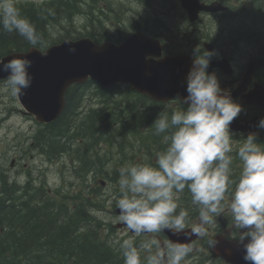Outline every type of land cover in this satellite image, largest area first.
<instances>
[{"label":"clouds","instance_id":"1","mask_svg":"<svg viewBox=\"0 0 264 264\" xmlns=\"http://www.w3.org/2000/svg\"><path fill=\"white\" fill-rule=\"evenodd\" d=\"M0 30L18 34L33 47L42 43L35 27L22 18L15 0H0ZM193 55L186 77L187 95L180 101L187 107L170 116L160 114L152 124L155 135L169 133L164 135L166 149L157 154L155 166L136 163L119 170L118 219L133 236L167 229L185 237H203L206 226L216 223L214 218L223 212L225 194L234 185L227 208L233 227L238 230L243 260L264 264V148L256 143V134H248L236 153L242 165L239 177L232 178L229 125L242 108L229 92L220 88L215 73L207 71L215 53H200L196 48ZM31 65L32 61L26 58L0 60V72L6 74L5 90L22 96L32 84L28 71ZM257 126L264 129V118ZM185 189L198 208V222L191 232L184 231L189 213L184 209L177 211L179 195ZM242 229L246 231L239 232ZM115 243L124 264H142L141 251L146 253V264H181L193 251L190 245L171 240L166 246L157 239L147 240L139 247L131 238ZM209 243L214 246L217 241Z\"/></svg>","mask_w":264,"mask_h":264},{"label":"trees","instance_id":"2","mask_svg":"<svg viewBox=\"0 0 264 264\" xmlns=\"http://www.w3.org/2000/svg\"><path fill=\"white\" fill-rule=\"evenodd\" d=\"M21 11L22 18L29 20L41 37L42 43L36 47L45 49L63 38H71L62 23L67 19L70 21L65 23H73L72 15L82 12V9L77 0H52L38 7L26 6ZM119 20L122 22V18ZM144 22L145 26L154 23V27L159 29L158 19L146 17ZM165 27L166 32L173 36H186L180 34L171 21ZM149 29L153 30V27ZM88 36L98 39L92 34ZM261 44L264 45V41L252 39L251 46ZM31 46L18 34L0 30V57L12 51L25 52ZM86 86L70 88L63 113L54 123L40 129L33 141L36 148H40L39 151L48 158H57L62 153L70 157L74 155L75 160L80 162L74 172L81 178L89 169L97 168L96 144L102 137H106V142L110 144L114 140L115 146L119 142H128L129 148L144 142L130 133L132 127L129 126L128 132L110 131L108 135L102 136L100 133L98 136L97 125L102 121L99 110H93L92 114L82 119L78 116L77 120L75 114L81 106ZM114 90H99V95L104 98L102 105L106 108L112 106L116 111L123 110L127 102L130 104V99L122 95L123 100H117L119 92ZM124 144L119 145V149ZM15 191L14 185L7 189L5 178L0 174V264H124L122 252L109 247L95 227L89 224L95 205L88 204L80 207L77 212L67 213L65 205L53 206L45 200L46 197L37 201L26 202L25 199L19 202L13 197Z\"/></svg>","mask_w":264,"mask_h":264},{"label":"water","instance_id":"3","mask_svg":"<svg viewBox=\"0 0 264 264\" xmlns=\"http://www.w3.org/2000/svg\"><path fill=\"white\" fill-rule=\"evenodd\" d=\"M182 5L188 11L190 21L197 19L199 11L223 9L219 4L208 7L196 0H183ZM204 46L209 52L211 45ZM161 50L158 40L149 39L137 31L119 46L111 42L96 45L87 38L66 40L44 53L30 48L26 53L16 52L1 60L7 62L14 58H26L32 61L28 70L33 78L32 84L18 98L21 105L37 121L49 123L62 113L65 106L64 95L68 87L87 80L105 88L118 82L129 83L137 91L156 101L176 98L183 100L187 95L186 77L193 59L179 54L160 58ZM262 64L263 62H254L248 66L246 82L250 81L253 69ZM4 78L6 74L0 72V80ZM260 93L264 92H251L247 96L248 103L262 105L264 98ZM243 255L244 253L239 254L237 260L232 261L233 264H250L243 260Z\"/></svg>","mask_w":264,"mask_h":264},{"label":"flooded vegetation","instance_id":"4","mask_svg":"<svg viewBox=\"0 0 264 264\" xmlns=\"http://www.w3.org/2000/svg\"><path fill=\"white\" fill-rule=\"evenodd\" d=\"M200 53L203 52L200 51ZM223 59H226L230 65L228 66L230 69L229 73L213 66L210 67V65L207 71L209 73H215L221 89L229 92L231 99L242 108L240 114L229 125L233 149L230 153L233 156L231 166L232 178L238 179L242 165L236 153L244 139L247 138V135L250 133L256 134V143L264 148V129H260L257 126L259 120L264 118V105L249 104L245 98L256 86H261L264 89V65L254 68L251 81L246 82L243 80L247 65L253 60H264V55L257 54L253 56V59L246 57L240 62L238 53L233 54L232 52L228 53L220 50L215 52L210 63ZM121 86L123 87L120 89L118 85L114 91L116 92L120 89L119 94L124 97L131 96L130 112L126 115L123 114L122 109L116 111L117 119L114 121L115 132H124L125 130L128 132V126H132L130 133H133L144 141L141 144H145V153L137 151L133 147L136 152L132 153L131 156L133 159L131 161L137 160L141 162L146 159V164L155 166L157 154L164 151L167 147L164 135L169 133H164L159 136L155 135L152 124L158 115L168 114L170 116L173 111L183 110L187 105H182L180 101L176 100L166 103L155 102L135 90L130 93V91L126 90L129 87L127 85ZM103 100L104 98L101 103H103ZM137 132H140V135ZM233 190L234 185L229 190V193ZM229 193L225 194V200L222 202L224 205L223 212L214 218L216 223L206 226L207 234L203 237L195 236L194 234L191 236L196 237L195 241L190 244L193 251L187 256L190 257L189 262L191 264H233L232 261L234 259L236 260L235 256L241 254L240 250L243 251L242 245L237 242L238 230L233 227L232 219L227 208L230 200ZM178 204L179 208L177 211L184 209L189 213L187 226L184 231L191 232L192 226L198 222V208L192 203L191 195L187 189L179 195ZM242 231H246V229L239 230V232ZM170 234H173V232L165 229L160 233H149L141 236H133L132 234V238L136 242L137 247L150 239H157L162 245L166 246L168 241L171 240ZM211 240H215L217 243L211 246L209 243ZM144 254L145 252L141 251V261Z\"/></svg>","mask_w":264,"mask_h":264},{"label":"rangeland","instance_id":"5","mask_svg":"<svg viewBox=\"0 0 264 264\" xmlns=\"http://www.w3.org/2000/svg\"><path fill=\"white\" fill-rule=\"evenodd\" d=\"M25 1H29V0H23V1L15 0V4H19L20 2L24 3ZM33 1H37L38 3H40L41 0L40 1L33 0ZM112 2L114 3V5H110V7L114 6L112 7L114 9L113 13H110L108 9L106 10L109 19H107V21L103 23L104 27H102L101 32L102 34H107L108 36H110L111 39H115L118 35V31H121L123 29L125 35L130 34V32L132 31L131 29L132 25L141 19L140 15L142 13L143 8L142 5L139 4L137 0H112ZM106 5L108 6L107 2ZM107 6L104 5V7ZM153 6L156 8H160L161 7L160 1L159 0L153 1ZM263 6H264V0L256 1L255 2L256 12L252 15V17L260 18L264 22ZM175 9H176L175 21L177 23V27L178 26L180 27L178 31L182 30L183 32L190 33L191 30L196 28L198 33H200L199 34L200 38H203L204 35H208L213 38L217 36V35H213L217 33V28H218L217 26H220L221 28L225 27L221 22H217L218 21L217 19H211V17H204V16L202 17L204 22L203 21L202 22L205 24H203L202 22H200L199 24L198 23L190 24L189 22H187L184 16L185 13L180 9L178 2L176 4ZM74 15L75 14H73L72 17ZM78 15H76V17ZM84 17L85 15L83 14V17L82 16L77 17V20L75 19L73 23H65L70 21V20L68 21V19L67 21H64L62 23V26L65 28L66 32L68 33L69 31L71 38L87 36L86 32L89 30V28L88 27L86 28V24L84 23V21L90 22L92 25L94 22L97 23V20L89 19L91 17L90 15H88V18H84ZM146 17L150 18L151 20L154 19L157 20V15L155 13L148 12L146 13ZM120 18H122V22L119 20ZM246 18H248V15L244 14L242 19L245 20ZM81 20H84L83 24ZM118 20L120 23L119 25L117 24ZM243 20L239 25V29L242 28V30L236 31L235 33L236 34L245 33L247 36H249V33L246 32V29H244ZM234 22L237 23V18L235 19ZM71 24L74 26H72ZM142 24L144 25L145 22L143 21ZM120 27H123V29L122 28L120 29ZM259 28L260 29H258L257 31L259 35H256L255 36L256 38L254 39L257 40L259 39L264 41V32L261 30L264 28V25H260ZM61 33L64 32L61 31ZM195 40H197V38H195ZM222 40L223 39L219 37V42H221ZM194 45H196V43ZM255 49L256 46L251 47L249 49L250 51L249 53H254ZM263 51L264 49L261 50L262 53ZM247 53L240 51L239 54L240 62L244 59L243 56L246 55ZM89 89L93 91V93L95 92V88H89ZM12 97L13 95H11L10 91L5 90V84L0 85V171L1 169L7 170L12 157L18 156L20 153H22L23 150L30 151L28 149V146L31 142V137L38 128L36 123L33 122L31 119L29 120V118L25 116H20L17 112H15L13 108L14 100L12 99ZM92 100L95 101L94 104L98 102L95 99V97H92L91 101ZM87 103L89 104L90 101L87 100ZM10 113H12V115H9ZM99 113L101 114L100 119L103 120L106 116L104 113V109L101 108ZM128 140L130 142V138H128L127 141ZM119 143H120L119 145L124 144L121 142ZM119 145L116 146V149L110 155H106L102 157L96 156V160L98 161L97 170L100 171L104 177L109 178L111 180L113 179L115 173L114 167L117 164V162L115 163V161H117L118 159L119 161L118 163L128 165L129 161L132 158L131 156L132 148H129L128 142H126L124 146L120 149H119ZM32 154L33 153L30 151L27 154L26 158L23 160V162L16 167L17 174L19 175L17 176L19 180L18 183L20 185H23L24 187L27 186V184L24 183H26L27 180H29L28 172H30L34 179L36 178V176L39 177V183L42 182L45 188L49 191V194L52 193L53 197L60 198L55 193V189L57 190L64 188L69 192L73 191L74 187L69 185L70 183L69 181H73L71 168L69 164H65L62 158H59L56 159L57 162H54L50 165L42 157L36 156L35 154H33L34 156H31ZM24 164L28 165V169L25 170L23 168ZM63 164L66 165V169H64ZM36 183L37 181L35 180L34 184ZM28 184L30 186L32 185V183H28ZM90 185L93 186L95 184H93L90 180ZM115 192L119 193V191H115ZM97 209L98 207L96 206V208H94L92 215L97 211ZM98 213L101 214L99 215L102 218L100 223H102L103 225L109 226L112 220L113 221L116 220L115 216L109 211L102 210L101 212ZM107 235H109V237H112L111 231H109ZM113 238H117V236L114 235ZM115 241L118 240L116 239ZM114 250L121 252L120 248ZM184 261L185 260H183L181 264Z\"/></svg>","mask_w":264,"mask_h":264},{"label":"bare ground","instance_id":"6","mask_svg":"<svg viewBox=\"0 0 264 264\" xmlns=\"http://www.w3.org/2000/svg\"><path fill=\"white\" fill-rule=\"evenodd\" d=\"M263 53H264V51H263ZM264 65V64H263ZM121 94H119L118 96H117V100H123V97H122V95L120 96ZM119 121H121V120H119ZM125 122V121H124ZM132 124V123H131ZM133 125V124H132ZM132 127V126H131ZM136 144V143H135ZM136 150H143V151H141V152H144L145 153V144H139V143H137L136 144V147H134ZM39 150H40V148H39ZM133 151V149L131 150V152ZM132 155V154H131ZM27 186H30L29 184H27ZM26 186V187H27ZM93 213V212H92ZM114 250V249H113ZM116 251V250H115ZM118 252V251H117Z\"/></svg>","mask_w":264,"mask_h":264}]
</instances>
